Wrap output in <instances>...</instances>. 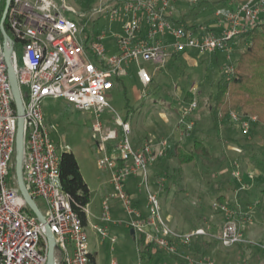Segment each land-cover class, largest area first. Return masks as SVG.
I'll return each mask as SVG.
<instances>
[{
    "label": "built area",
    "instance_id": "obj_1",
    "mask_svg": "<svg viewBox=\"0 0 264 264\" xmlns=\"http://www.w3.org/2000/svg\"><path fill=\"white\" fill-rule=\"evenodd\" d=\"M195 2L196 0H191ZM179 0H96L80 10L67 0H12L6 17L11 43L10 62L23 100V179L26 189L45 224L33 213L20 192L15 167V145L18 114L9 81L2 35L0 37V264H47V226L53 234L56 264H90V241L81 217L73 210L72 197L61 185V157L72 153L68 144L56 143L54 127L46 121L47 100H64L75 109L94 116L92 138L99 158L97 167L111 171L110 183L127 213L132 216L129 227L145 236L146 244H154L169 255L177 253V245L189 247L209 232L204 227L188 231L172 228L161 210L160 200L150 188V169L166 154V140L147 139L140 148L131 140V125L107 101L119 80L128 77L130 68L144 86L153 75L143 65L153 67V73L163 69L171 58L195 53L198 56L227 53L229 75L235 71L229 43L264 21V0H248L235 8L218 7L215 12L221 32L206 31L176 17ZM3 0H0V16ZM2 17V16H1ZM89 17H107L118 21L121 28L107 36L104 32L90 34L83 22ZM109 38V39H108ZM111 40L110 43L105 41ZM21 51L20 56L18 51ZM198 103L185 105L181 130L189 132V121ZM106 111L111 120H102ZM223 116L222 113L219 114ZM249 133L257 118L232 111L228 116ZM234 176L240 181V174ZM141 179L147 191L146 213L132 204L127 181ZM245 188V186H242ZM103 222L112 221L109 200L103 202ZM217 206V205H216ZM222 211H231L221 206ZM87 216L88 206L83 208ZM93 228L103 237L107 232ZM217 239L226 248L254 242L244 237L233 220H227ZM112 243L115 239H111ZM264 253V244L257 245ZM189 264H217L208 257L192 259ZM112 264H117L115 260ZM137 264H148L139 258Z\"/></svg>",
    "mask_w": 264,
    "mask_h": 264
},
{
    "label": "rangeland",
    "instance_id": "obj_2",
    "mask_svg": "<svg viewBox=\"0 0 264 264\" xmlns=\"http://www.w3.org/2000/svg\"><path fill=\"white\" fill-rule=\"evenodd\" d=\"M190 1H179L176 4V17L184 19L190 25L204 28L206 31L214 30L220 33L222 29L218 28L215 18L217 7L235 8L248 0H233L225 5L209 4L195 10H192L195 2ZM95 2L96 0H67L69 5L80 10L89 8V5ZM83 24H85L88 33L104 32L108 37L121 28L118 21L110 22L107 17H89ZM106 42L110 43L111 40ZM248 45L249 41L246 39L235 38L232 40L229 43L232 61ZM20 54L19 50L18 55L20 56ZM228 65L227 53L223 51H219L216 55L198 57L191 54L189 61L182 60L181 56L176 59L171 58L163 69L155 73H153V67L145 64L143 67L147 68L155 78V81L152 80L154 83L151 82L148 86L139 82L136 76V67L132 66L130 68L132 78L131 76L125 77L124 86L119 84L107 95L109 104L124 119L128 113L126 99H129L132 108L129 113V121L132 124L137 122L139 125L144 123L147 126L151 120L165 121L167 118L168 124L173 129L170 140H174V143L170 145L167 139L169 148L166 154L151 167L150 188L158 195L162 213L169 220L172 228L178 231H188L204 227L209 232L208 237L195 241L189 247L177 245V253L174 255H169L166 251L155 247L153 259L148 264H189L187 257L192 259L208 257L217 263L216 246L223 247L224 251L232 254V258L225 264H258L255 258L250 257L247 260L244 254L240 260L238 259L239 251L245 247H248L247 251H253L257 257L264 260V253L257 246L264 244V234L256 233V229H264V194L260 193L256 187H248L249 185L247 186L244 180L245 176H257L262 170L264 171L261 167L263 164L258 162L261 161V158L264 161V155L262 157L259 154L264 145V121L260 122L256 114H246L243 110H237L244 115L257 118V121L252 123L249 133L245 134L239 123L232 122L222 113V117L218 115L219 121H222V130H220L219 121H215L210 109L209 95L215 92L219 80H225L230 76L226 69ZM195 87L198 92H201L199 96H195L198 100L194 101L198 102L197 111L202 114L199 115L197 111L192 114L189 121L194 123L193 129L189 132L185 130L182 133L181 129L184 127L180 125L179 120L185 105L188 104L184 98ZM44 110L47 123L54 127L52 134L54 141L57 144H68L71 147L91 193L88 205L90 214L86 231L95 264H112L113 260L117 264H137L139 260L138 247L135 238L131 235L132 228L129 227L132 216L127 213L119 199L112 197L115 191L110 183L111 171L97 167L99 154L92 138L94 116L75 109L64 100L49 99L44 104ZM111 117L110 111H106L102 120H111L114 123V119ZM202 129L210 131L212 136L208 155L198 154L194 150L195 140H199L200 137L198 131ZM170 134L168 135L170 136ZM192 137L195 140H192ZM255 137L257 138L255 139ZM211 143L214 148H211ZM177 146L183 148L186 154H195L194 162L180 166L174 156V147ZM252 155H255L257 159L253 160ZM233 169H236L234 172L237 171L240 174L238 182L242 186H246V189L240 188V184L235 180V186L231 184L232 186L229 188L233 191L231 198L220 203L217 196L219 179L225 181L232 177L237 179L234 172L232 173ZM140 183L139 177H132L127 181V188L132 198V204H135V198H137L139 202L136 203L142 205H140V212L146 213L147 191ZM221 187L224 188L223 184ZM247 190L249 191L247 192ZM249 192L250 197L245 194ZM105 200H109L111 205L112 221L110 222L101 220L104 212L102 204ZM221 206L229 209L232 212L231 215L222 211ZM243 213L250 215L249 222V216ZM227 220L236 222L244 237L254 242L255 245L253 247L235 245L230 248L222 246L217 236ZM93 225L106 230L107 238H103L93 228ZM112 238L115 239L114 243L111 241ZM205 243H209V246H206ZM211 243H215V245L210 248Z\"/></svg>",
    "mask_w": 264,
    "mask_h": 264
},
{
    "label": "trees",
    "instance_id": "obj_3",
    "mask_svg": "<svg viewBox=\"0 0 264 264\" xmlns=\"http://www.w3.org/2000/svg\"><path fill=\"white\" fill-rule=\"evenodd\" d=\"M230 1L233 0H196L192 10L199 9L209 4L225 5ZM5 2L6 0H3V10ZM181 23L186 24L184 19H181ZM4 26L6 31H8L7 22H5ZM194 26L196 27V25ZM235 38L246 39L249 41V45L234 60V73L225 80H219L215 92L212 94L210 93L211 114L217 122L219 121L218 115L220 113L228 116L232 111L243 110L246 114L258 115V119L261 122L264 121V21L262 24L251 28ZM121 83H123V81H121ZM200 93V91L197 93L188 92L184 101L191 103L195 99L198 100L195 96H199ZM126 101L128 113L125 120L128 121L129 113L132 108L130 107L128 98ZM194 150L198 154L208 155V149L202 141L194 143ZM174 156L180 166L191 164L195 160L193 155L184 153L180 146L175 148ZM13 174H16L15 167L12 170V175ZM61 185L63 190L73 199V210L81 217L84 225H87V216L83 208L89 205L91 193L81 174L79 163L73 153H64L61 157ZM133 237L138 247L139 258L146 263H151L156 246L154 244H146L143 234L137 235L135 233ZM90 260V264H95V258L92 254L90 255Z\"/></svg>",
    "mask_w": 264,
    "mask_h": 264
},
{
    "label": "crops",
    "instance_id": "obj_4",
    "mask_svg": "<svg viewBox=\"0 0 264 264\" xmlns=\"http://www.w3.org/2000/svg\"><path fill=\"white\" fill-rule=\"evenodd\" d=\"M191 54H195V53H191ZM191 54H189V55L188 54H184V55L181 56V59L182 60L189 61ZM195 55H197V54H195ZM197 57H198V55H197ZM174 58L176 59V57H174ZM131 74L129 75V77L131 76V78H132V75ZM136 76H137V74H136ZM137 78H138V76H137ZM154 79L155 78H153V81H155ZM138 80L141 83V81H140L139 78H138ZM121 81H123V83H121ZM152 83H154V82H152ZM119 84H122L124 86V79L119 80L118 83L116 84V86H118ZM191 92L197 93L198 90L195 87V88H192V91ZM130 107H131V105H130ZM197 110L198 109H196L194 111V113H196ZM199 111H201V110H199ZM197 113H199V112L197 111ZM200 114H202V113H199V115ZM128 122L130 123L129 120H128ZM130 125H131V136H132L131 137V140H132V144H133V146L135 148H140L143 145V143L147 139H150V138H155V140L157 142L160 141V140H166L167 143H168V140H169L170 145L174 143V140H172V141L170 140V137H171V135L173 133V131H172L173 129L168 124L167 118H165V121H161V120H159V121L158 120H151L150 122H148V125L147 126L144 123L142 125H139L137 122L134 123V124L130 123ZM215 125L217 126V124H215ZM218 127H219L220 130H222V121H219L218 122ZM198 132H199V136L200 137L198 136V134H197V137H199V140L193 139L194 137H192V140H195L196 142L202 141L203 144L207 147V149L210 150V140H212V136L210 134V131L202 129V130H199ZM169 133H171L170 136L168 135ZM164 136H167V137H164ZM164 138H166V139H164ZM256 138L257 137H255V139ZM168 148H169V143H168ZM174 148H176V147H174ZM211 148H214V145H212V143H211ZM182 150H183V148H182ZM259 154L263 157V155H264V145H263V149H261L259 151ZM188 155H193L194 158H195V154H188ZM254 157H255V155H252L251 156V158H253V160L257 159V157H255V158ZM262 159L263 158H261V161L259 160L258 162H259V164H263V166L261 165V167L264 169V161ZM235 170L236 169H233L232 170V173ZM232 173H231V175H232ZM235 180L238 182V180L235 179V178H233V177L230 178V180H228V181H225L224 179H219L220 184H219V187H218V190H217V196L219 197V200L218 201L220 203H224V201L229 200L231 198L230 196H232L231 194L233 193V191H231L229 188H231V186H232L231 184H233L235 186V183H236ZM244 180L247 183V186L249 185L248 187H250V188L256 187V189H258L260 191V193L264 194V171L263 170L257 176L256 175L249 176V177L245 176L244 177ZM222 184H223L224 188L221 187ZM227 184H228V186H227ZM241 187H242V185L240 184V188ZM244 189H246V186H245ZM240 191L242 192L241 189H240ZM248 191L249 190H247V192ZM245 194L248 195L249 197L251 196V195H249L250 192L249 193H245ZM136 202H139L137 200V198H135L134 207L136 209L139 208L138 210L140 211V205L141 204L138 205ZM238 204H239V202H238ZM223 207H225V206H223ZM239 209H240V206H239ZM146 210H147V208H146ZM243 214H246V215L249 216L248 217V222H249L250 221V215L247 214V213H243ZM175 230H177V229H175ZM256 233H260L261 235H263L264 234V229H260V230L259 229H256ZM205 245L206 246H209V243H207V244L205 243ZM211 245H210V248L213 247V245H215V243L214 244L211 243ZM239 246H241V245H239ZM244 246H247V245H244ZM220 247H221V245H220ZM222 248L223 247L219 248V246H216V251L215 252L217 254V264H225L227 262V260H229V259L232 258V254H228L227 251H224ZM247 248L245 247L244 249H242L241 251H239V253H238V259L239 260H240V258L242 256V254H244L246 256V259L247 260H249L250 257H253V258H255L256 262H258V264H264V260H262L261 258L257 257L256 254L253 251H247ZM250 253H252V254L249 256Z\"/></svg>",
    "mask_w": 264,
    "mask_h": 264
},
{
    "label": "water",
    "instance_id": "obj_5",
    "mask_svg": "<svg viewBox=\"0 0 264 264\" xmlns=\"http://www.w3.org/2000/svg\"><path fill=\"white\" fill-rule=\"evenodd\" d=\"M12 3V0H6L5 7L2 13V17L0 20V31L3 38V44H4V53H5V59L8 64V74H9V81L12 87L13 95H14V102L17 109L18 114V129H17V136H16V145H15V171L18 181V186L20 189L21 194L25 198L26 202L28 203L29 207L33 211V213L38 217V219L45 224V219L42 213L40 212L37 204L34 202L32 197L29 195L24 179H23V158H24V137H23V100L21 97L20 89L18 86L17 79L14 74V70L12 68L10 57H11V51L8 49H5L6 43H11L12 40L9 37V35L6 32L5 29V21L8 14V10L10 8V5ZM131 235H135V231L131 230ZM47 240H48V262L47 264H56L55 262V239L53 234L49 231V228L47 226Z\"/></svg>",
    "mask_w": 264,
    "mask_h": 264
}]
</instances>
